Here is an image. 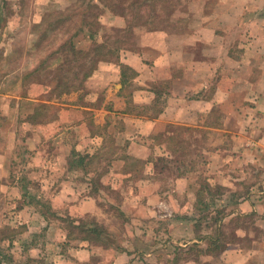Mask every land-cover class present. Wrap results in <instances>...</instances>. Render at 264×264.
I'll use <instances>...</instances> for the list:
<instances>
[{"label":"rangeland","instance_id":"1","mask_svg":"<svg viewBox=\"0 0 264 264\" xmlns=\"http://www.w3.org/2000/svg\"><path fill=\"white\" fill-rule=\"evenodd\" d=\"M93 1L98 8L89 10L92 0H0V153L1 162L8 165L0 171V264H114L121 252L133 255L125 264H178L189 257L198 258L199 264H227L224 252L228 248H242L251 255L252 264H264V121H256L255 105L242 94L212 110L205 121L207 130L187 131L166 125L158 132V144L172 134L170 147L182 158L181 173H193L192 186L203 192L199 203L193 194L195 205L191 208L189 197L182 194L173 196V207L160 211L153 210L156 196L148 204L146 184L136 178L115 179L110 175L115 170L142 175L141 162H111L112 153L124 146L123 141L115 143L109 136L102 152L94 154L91 162L87 159L79 164L77 154L88 155L77 151L80 135L67 126H58V119L63 105L81 103L86 82L76 92L70 90L60 97L55 90L62 79L72 84L76 77L82 78L71 49L62 45L80 26L85 32L73 41L75 46H92L89 28L83 22L88 11L101 14L102 31L96 40L110 47L135 49L149 31V25L136 26L133 8L145 17L159 12L152 27L173 32L200 24L204 16L210 28L218 29V37L232 45L237 38L234 29L246 32L254 17L250 12L261 10L264 0L257 4L250 0ZM122 11L128 17L122 16ZM74 12L78 13L74 14L73 24L66 23L44 37L51 23ZM38 41L40 45L36 46ZM242 58L248 62L249 53ZM36 69L38 73L26 77ZM243 69L247 70L242 73L251 71ZM24 95L26 99L21 98ZM41 103L52 107L43 111L39 123L28 121ZM237 109L240 114L232 113ZM69 116L74 117L71 121L68 117L69 124L84 118L89 125L91 119L85 112ZM251 119L255 121L253 127L249 126L253 125ZM238 126L242 131L247 129L244 136L250 138L252 148L259 142L256 153H249L245 147L239 149ZM221 144L236 155L226 168L214 172L204 165L203 152ZM119 154L126 157L124 152ZM249 155L259 156L261 162L252 163ZM161 174L154 181L156 187L162 190L179 186L173 179L172 166ZM167 175L170 177L163 178ZM166 212L191 214L196 220L195 235L215 236L219 243L212 247L189 244L184 249L191 251L185 255L183 248L180 251L178 244L165 239L169 218H157L159 214L168 215ZM175 232L176 237L181 235ZM160 233L163 241L158 244ZM222 247L227 249L222 251ZM153 249L158 253L145 260L143 253Z\"/></svg>","mask_w":264,"mask_h":264},{"label":"crops","instance_id":"2","mask_svg":"<svg viewBox=\"0 0 264 264\" xmlns=\"http://www.w3.org/2000/svg\"><path fill=\"white\" fill-rule=\"evenodd\" d=\"M258 1L262 2L250 0L254 4ZM260 9L250 12L254 17L250 19L246 32L234 29L233 35L236 34L237 38L232 45L218 37V29L210 28L206 24L208 20L204 21V16H201L200 24L184 30L176 28L174 32L147 31L135 49L122 47L117 61L101 62L98 65V69L86 81L87 91L81 103L63 105L60 109L58 126L78 131L77 135L80 136L77 151L86 152L90 156L102 152L108 146L107 138L111 135L115 143L123 141L124 146L112 153L111 162H141L144 168L142 175L137 177L130 170H115L110 175H114L115 179L136 178L140 183L146 184L150 196L148 204L151 205V198H157L153 199L156 201L153 210L162 211L173 207V196L182 194L189 197L191 208L195 205L193 194L198 191L196 186H192L193 173H181L182 158H178L165 144L156 143V136L166 125L180 126L187 130H207L205 121L212 110L216 106L224 107L236 94H242L255 105L256 113L253 117L256 121H264V7ZM245 53L250 55L248 62L242 58ZM122 66L131 69L135 75L124 79ZM243 68H249L250 73H242V70H247ZM235 111L232 110V113L240 114V110ZM84 112L90 114L89 125L84 123V118L69 124L68 117L70 121L74 119L69 115ZM251 121L253 125L249 126H255V121ZM240 126L237 127V131H240L237 136L239 149L243 150L245 147L249 153H256V148L260 147L259 142H253L255 147L252 148L250 138L244 136L247 129L242 131ZM119 152H124L126 157ZM203 154L204 165L214 172H220L231 164L235 152L221 144ZM1 158L0 153V171L8 167L1 162ZM249 161L261 162V159L254 155ZM163 164L172 166L173 179L181 188L174 186L161 190L156 187L154 181L167 168ZM165 177L170 176H163ZM134 191L130 193L135 194ZM166 214L168 215L159 214L157 220L169 218V235L166 233L165 239L178 244L181 247L178 250L182 251V248H187L192 243L209 245L207 237L198 238L195 235L196 220L191 214ZM234 215L233 213L232 216ZM175 231H179L181 235L176 237ZM156 239L158 244L163 241L161 233L157 234ZM187 250L189 248L183 250L184 254H187ZM154 251L143 253L145 260L158 253ZM129 257L133 255L121 252L115 257L114 264H125ZM224 258L227 264H252L251 255L242 248L227 249ZM178 264L199 263L189 257L181 259Z\"/></svg>","mask_w":264,"mask_h":264},{"label":"trees","instance_id":"3","mask_svg":"<svg viewBox=\"0 0 264 264\" xmlns=\"http://www.w3.org/2000/svg\"><path fill=\"white\" fill-rule=\"evenodd\" d=\"M125 1H128V0H125ZM78 3H79V1H78ZM88 5H89L88 6L89 10H93L94 8H98V5H96L93 0H92V2H89ZM115 5H117V4H115ZM123 9H124V6L122 5V10ZM135 9L136 8H133L132 15H133V20L136 23V26L138 24L140 25V23H143L144 25H149V31L165 30V28H162V27H152L154 21L156 19H158L159 15H160L159 12L156 13V15L154 17H152L153 14H149L147 17H145L144 14H140V12L136 11ZM155 10H153L151 12H155ZM75 13H78V12L70 13L67 15L63 14L62 17H60L59 19H56L53 23L50 24V26H49L50 28L45 32L44 37H47V33L50 31H53V30L56 31L59 28L61 29V27H63V25L66 23L73 24V21H74L73 19H74ZM100 15L98 14V12L92 13L91 11H88V14L83 15V18H84L83 22L89 28L88 32L90 33L92 43H93L89 49H85V48L84 49L83 48L78 49V46H75V44H74V42L77 41L78 38L82 34H84V32H85V29L81 28L80 26L74 31L73 34H70L71 36H69L70 38H69L68 42L64 43L62 45L63 48H66V49L70 48L71 49V52L74 54L73 56H75V64H77L76 68L79 70V73L82 75V78L80 79L79 77H76L74 82H72V84L68 80L66 81L65 79H62L61 82H58L55 86V90L58 92L57 97H60L61 95L69 94L70 90L76 92L78 88H81L82 86H84L85 82L98 69V65L101 62H114V61H117V59L119 58L120 50L122 47H118V46L110 47L109 45H107L105 43V41L99 43L96 40V36L100 35V33L102 31V26H101L100 20H99ZM121 15L124 16L125 18L128 17V13H126L124 11H122ZM67 31L69 32V30H67ZM40 42L41 41H38L36 46H39ZM117 42L118 41H116V43ZM38 72H39V69H36L33 72L27 74L26 77H29V76L31 77ZM132 75H135V73L131 69L125 68L124 66H122V77H124V79L129 78ZM57 97H55V98L57 99ZM21 98L26 99L27 96L24 95ZM49 100H47V101H49ZM51 107H52L51 104H45V103L38 104L36 107L35 113L31 116H28V121L29 120L33 121L36 124L39 123L38 119L41 118L45 114L43 111L46 110V108H51ZM44 119H45V117H44ZM167 127H173V126L168 125ZM182 129H186V128L182 127ZM166 133H170V132L167 131ZM171 133H174V132H171ZM171 136H172V134H171ZM171 136H169L168 138L163 140L160 144H162L164 142L165 144H167V148L169 150H171L173 153H175L176 149L170 147V144H172L171 143V139H172ZM158 138H159V136H156V140ZM162 138H163V135H162ZM173 140H175L174 136H173ZM177 141H178V139H177ZM179 143H181V139H180ZM77 157L80 159L78 161L80 165L84 164V162L87 161V159H89L88 162H91V160L95 158V156H90L89 154L88 155L77 154ZM202 194H203V192L201 191V189L198 190L196 193V199H197L198 203H199L200 196H202ZM217 221H220V220H217ZM91 230L96 231L97 229H96V227H92ZM207 238L209 241L208 247H212L215 243H217V242L219 243V241H220L219 238H217L215 236H207ZM222 249H223L222 251H224L227 248L225 249V247H222ZM189 251H191V250L189 249L188 252ZM188 252H187V254H188ZM187 254H185V255H187ZM193 259L198 263L200 262L198 258H193Z\"/></svg>","mask_w":264,"mask_h":264}]
</instances>
